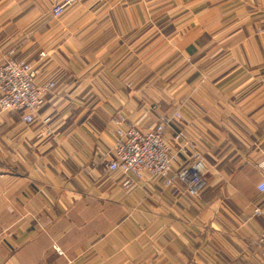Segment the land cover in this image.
I'll return each instance as SVG.
<instances>
[{"label": "crops", "instance_id": "1", "mask_svg": "<svg viewBox=\"0 0 264 264\" xmlns=\"http://www.w3.org/2000/svg\"><path fill=\"white\" fill-rule=\"evenodd\" d=\"M60 1L0 0V63L54 81L51 133L0 110V264H264V0H76L54 17ZM175 111L207 162L198 197L107 170L112 116L147 130Z\"/></svg>", "mask_w": 264, "mask_h": 264}, {"label": "built area", "instance_id": "2", "mask_svg": "<svg viewBox=\"0 0 264 264\" xmlns=\"http://www.w3.org/2000/svg\"><path fill=\"white\" fill-rule=\"evenodd\" d=\"M76 0H62L53 4L52 16L58 17L66 6ZM39 56H46L45 50ZM35 65L28 60H15L11 56L0 63V110L15 111L21 114L26 124L35 121L43 123L41 134L51 133L49 117L40 118L44 95L54 87L53 80L37 82ZM118 127L114 130L116 140L112 147L107 170L125 175L124 184L133 178H159L163 187L178 195L198 197L206 184L207 162L203 154L187 135L180 112L164 117L152 129L142 130L133 124L121 126L120 117L112 116ZM173 127V134L166 136L165 128ZM184 158L179 161L178 155ZM257 189L264 191V176ZM259 208L254 209L259 214ZM264 242V228L260 235ZM59 251V248H57Z\"/></svg>", "mask_w": 264, "mask_h": 264}, {"label": "rangeland", "instance_id": "3", "mask_svg": "<svg viewBox=\"0 0 264 264\" xmlns=\"http://www.w3.org/2000/svg\"><path fill=\"white\" fill-rule=\"evenodd\" d=\"M32 43H33L32 41H27L26 46H32Z\"/></svg>", "mask_w": 264, "mask_h": 264}]
</instances>
